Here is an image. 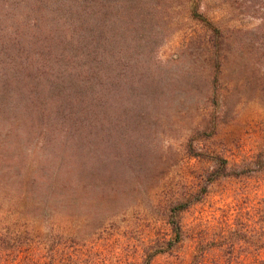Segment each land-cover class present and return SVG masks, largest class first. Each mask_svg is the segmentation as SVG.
Instances as JSON below:
<instances>
[{
  "label": "trees",
  "instance_id": "obj_1",
  "mask_svg": "<svg viewBox=\"0 0 264 264\" xmlns=\"http://www.w3.org/2000/svg\"><path fill=\"white\" fill-rule=\"evenodd\" d=\"M202 1L0 0V181L13 213L73 223L90 209L105 225L144 207L133 213L172 233L150 241L151 259L175 247L181 213L204 191L186 177L182 190L179 172L193 159L217 163L208 140L220 124L236 119L243 100L264 103V53L249 49L244 28L234 35L203 12L196 21L206 30L186 32L174 48L186 11ZM231 66L236 78L226 81ZM230 219L208 242V264H264V196ZM29 241L36 236L15 225L0 230V260ZM44 257L35 264L55 263Z\"/></svg>",
  "mask_w": 264,
  "mask_h": 264
},
{
  "label": "rangeland",
  "instance_id": "obj_2",
  "mask_svg": "<svg viewBox=\"0 0 264 264\" xmlns=\"http://www.w3.org/2000/svg\"><path fill=\"white\" fill-rule=\"evenodd\" d=\"M203 12L208 18H215L234 35L239 33V28H244L241 33L245 36L249 49L264 53V48L259 49L264 44V31H258L264 8L260 4L249 3V0H203L200 9L191 7V16L186 11L190 21L178 25L174 48L179 46L186 32L196 28L202 32L206 30L203 23L196 21L199 17L197 14ZM163 50H168L169 54L174 53L167 45ZM189 59L193 60V57ZM197 66L202 67L201 64ZM207 70L209 80V65ZM235 72L231 66L225 77L226 81L234 80ZM210 107L208 102V108ZM236 110V119L221 123L218 134L208 140V150L219 163L193 159L186 175L179 172L176 178L182 190H186L183 187L186 177L191 189L204 191L199 201L181 213L182 239L175 242L171 251L167 249L165 253L151 259L153 249L150 248V241L155 240L158 234L171 238L172 233L169 226L155 221L153 216L146 218L141 215L145 213L144 207L132 208L125 215H119L105 225L98 219L88 217V214L95 212L90 209L81 210L79 222H63L61 217L34 219L31 215L28 217L13 213L14 208L4 194L3 187L6 184L0 181V215L3 216L0 230L4 231L9 225H15L36 236V241H29L24 246L17 245L16 251L2 258L0 264H35L44 255L53 256L54 264H143L144 259H151V264H208V242H212L214 230L219 232L221 228L225 229V224L222 223H225L226 218L230 217L229 222L233 223L246 201L255 203L264 196V183L263 187H257V178L251 177L255 175L253 170L263 166L264 103L243 100ZM221 158L228 159L229 163L222 164ZM252 159L257 164L250 167L248 162H252ZM7 210L12 213H7ZM133 210L142 213H133ZM30 213L33 214L32 211ZM61 232L62 236L57 237ZM223 232L222 237L226 234ZM148 248L150 253H147ZM201 254H206L203 260ZM44 260L45 257L42 262Z\"/></svg>",
  "mask_w": 264,
  "mask_h": 264
}]
</instances>
